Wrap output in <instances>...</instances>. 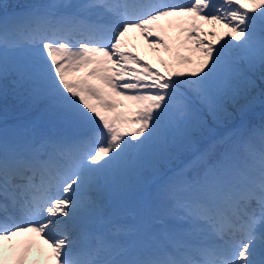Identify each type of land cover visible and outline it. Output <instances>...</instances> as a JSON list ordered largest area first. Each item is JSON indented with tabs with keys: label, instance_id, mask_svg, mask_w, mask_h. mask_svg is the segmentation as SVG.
Segmentation results:
<instances>
[{
	"label": "snow or ice",
	"instance_id": "1",
	"mask_svg": "<svg viewBox=\"0 0 264 264\" xmlns=\"http://www.w3.org/2000/svg\"><path fill=\"white\" fill-rule=\"evenodd\" d=\"M161 21L203 54L197 71L128 50L137 31L172 52ZM257 104L264 0H40L0 16V241L35 233L55 264H264ZM181 151L192 176L162 174Z\"/></svg>",
	"mask_w": 264,
	"mask_h": 264
},
{
	"label": "rangeland",
	"instance_id": "2",
	"mask_svg": "<svg viewBox=\"0 0 264 264\" xmlns=\"http://www.w3.org/2000/svg\"><path fill=\"white\" fill-rule=\"evenodd\" d=\"M27 9L28 8H23V9L19 8L13 12H14V15H16V14H20V13L25 12ZM10 13L11 12H9V11H5L4 13H1L0 16H3L5 14H7L9 16ZM160 23L165 27L167 37L169 39V44L172 47V52H165V51H163V49L153 50L152 48L149 47L148 43L143 40V38L140 36V34L137 31L130 32L125 37L128 50H130L132 53L139 56L142 61H146L153 69H157L159 71H165V69L161 66V63H160L161 60H163L167 64H169L170 62L172 64H174V66L177 67V71H179V69L185 73L197 71L199 68L200 62L203 59V54L201 52L197 51L191 42H189L187 44H184L182 42L183 41V35L180 33L179 28L176 26L175 21L172 22L171 26H169L167 21H161ZM203 29L205 32L215 30L217 33V37L222 35L224 31H226L225 29H222L220 26H216L215 29H213V27L211 25H203ZM137 33H138V37H137ZM201 39H203L205 41V43H207L209 40H211L213 42V44L216 43V38L211 37V36L204 35L201 37ZM132 46H134L135 48H133ZM157 51H159L160 53ZM177 54L179 56L188 57L192 62L191 63L179 62V60L177 59ZM168 55L171 56V61H168V57H169ZM172 57H173V59H172ZM79 74L81 76H83V72L77 73V76ZM69 78H71V77H69ZM117 99H119V98H117ZM124 104H126V103H124ZM117 111L127 112L128 109L127 108H118ZM180 170H182V169L180 168ZM16 239H17V237H16ZM14 244L20 245L17 242H15ZM9 246H12V245H9ZM20 246H22V245H20ZM40 248L41 247H38L37 250ZM4 253L5 252H2V254H4ZM20 256H21L20 259L17 261L18 264H22V262H23V257H24L23 253ZM37 256H38V254L37 255L35 254V258ZM40 256L43 259V261L38 262V264H55V261L53 262V260H52L50 248L48 249L46 255H40ZM32 261L35 262V259Z\"/></svg>",
	"mask_w": 264,
	"mask_h": 264
},
{
	"label": "bare ground",
	"instance_id": "3",
	"mask_svg": "<svg viewBox=\"0 0 264 264\" xmlns=\"http://www.w3.org/2000/svg\"><path fill=\"white\" fill-rule=\"evenodd\" d=\"M138 33H137V37H138ZM132 47L135 48L134 46H132ZM157 52H159V51H157ZM124 103H126V105L129 104L127 101H125ZM20 234L21 233L13 236L10 240L0 241V250H2V252H5V254L2 255V261H0V264H18L17 261L20 259V257H21L20 255L22 253H23V256H24L23 257L24 261L22 262V264H38V262H36L38 257L40 255H46L48 249L50 248L49 245L48 246H42L40 249L37 250V248H35L36 246L34 247V244H33V238H36L34 233H32V232H23L22 233L23 235L21 237H20ZM25 234L28 235L26 239L23 238V236ZM16 237H17V239H16ZM15 242L19 243L22 246L14 244ZM30 243H32L33 245L31 244V247L28 248L27 244H30ZM7 245H12V246H7ZM27 253L29 255H31V253H32L30 259L26 258L27 257L26 256ZM35 254L36 255L38 254V256L36 257V261L33 262L32 260L35 259ZM52 260L54 262L53 258H52Z\"/></svg>",
	"mask_w": 264,
	"mask_h": 264
},
{
	"label": "trees",
	"instance_id": "4",
	"mask_svg": "<svg viewBox=\"0 0 264 264\" xmlns=\"http://www.w3.org/2000/svg\"><path fill=\"white\" fill-rule=\"evenodd\" d=\"M33 0H0V10H3L5 8H9V7H15V6H19V5H26L27 3H30ZM260 71L257 70L256 72V77L258 78L260 76ZM256 108H262V106H260L259 104H257L253 109ZM14 115V111L12 108V102H11V97L9 98V116L8 118H12ZM262 117H264V111L261 112H253L251 111L250 115H249V119L252 123L254 124H259L261 122ZM189 152L188 151H181L178 152L174 155H172L170 158H168L166 161L162 162L161 164V170L166 167L167 164H175L177 163L179 160H181L183 158V156L187 155ZM191 159V157L189 158V160Z\"/></svg>",
	"mask_w": 264,
	"mask_h": 264
}]
</instances>
